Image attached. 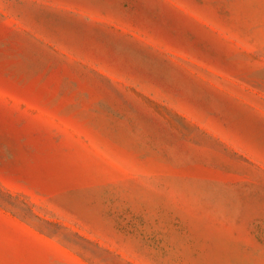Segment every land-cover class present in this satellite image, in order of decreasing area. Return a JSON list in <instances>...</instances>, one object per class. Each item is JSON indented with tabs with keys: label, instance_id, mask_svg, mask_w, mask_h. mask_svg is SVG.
<instances>
[{
	"label": "rangeland",
	"instance_id": "374dc122",
	"mask_svg": "<svg viewBox=\"0 0 264 264\" xmlns=\"http://www.w3.org/2000/svg\"><path fill=\"white\" fill-rule=\"evenodd\" d=\"M0 264H264V0H0Z\"/></svg>",
	"mask_w": 264,
	"mask_h": 264
}]
</instances>
